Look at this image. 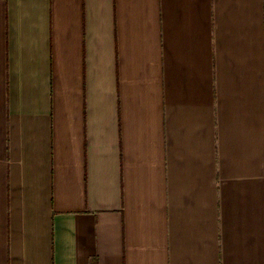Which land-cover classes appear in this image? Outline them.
Listing matches in <instances>:
<instances>
[{
	"label": "crops",
	"instance_id": "obj_1",
	"mask_svg": "<svg viewBox=\"0 0 264 264\" xmlns=\"http://www.w3.org/2000/svg\"><path fill=\"white\" fill-rule=\"evenodd\" d=\"M0 264H264V0H0Z\"/></svg>",
	"mask_w": 264,
	"mask_h": 264
}]
</instances>
